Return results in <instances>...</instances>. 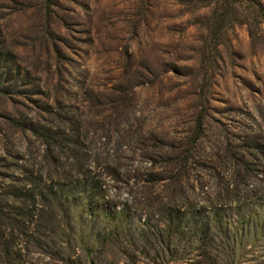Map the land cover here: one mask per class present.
Segmentation results:
<instances>
[{"label": "rangeland", "instance_id": "1", "mask_svg": "<svg viewBox=\"0 0 264 264\" xmlns=\"http://www.w3.org/2000/svg\"><path fill=\"white\" fill-rule=\"evenodd\" d=\"M177 1L0 0V264H208L264 221V0L217 43ZM168 212L209 221L173 257Z\"/></svg>", "mask_w": 264, "mask_h": 264}, {"label": "trees", "instance_id": "2", "mask_svg": "<svg viewBox=\"0 0 264 264\" xmlns=\"http://www.w3.org/2000/svg\"><path fill=\"white\" fill-rule=\"evenodd\" d=\"M236 1L238 0H178L179 4L190 6L194 9V12L199 13L202 10H207L208 13L202 14L200 18L202 19V24L204 26V30L207 31L211 40L220 42L223 38V34L221 33V29L223 27L224 22L228 15H230V11L234 10ZM261 6V5H260ZM264 18V11H259ZM243 24H248L245 21ZM90 190L93 191L95 189V184L90 183ZM264 209V204L262 205ZM120 214H122L120 212ZM170 216L167 225L171 226L165 229L162 235H158V240L162 239V236L166 237V240L163 242H157V247L153 248L156 253H164L167 254L168 257H173L175 253H177V248L181 243V235L185 233V230H189L190 234H192V239L195 244L199 243L204 239L205 235L209 231V221L207 219H202L201 221H194L191 218L187 220V225L184 224V231L178 233V231L172 230L171 224H181V219L177 216H173L170 212H168ZM112 220V219H110ZM184 220V219H183ZM259 221H253L251 217H241L238 221L231 224L230 232L223 234L224 247L226 248V253L223 259H220L219 252L215 255L212 253H208L211 258V261L208 264H242L241 262V251L244 250L245 245L248 243H252L256 236L257 232L261 227L264 226V221L261 222L260 226L257 225ZM219 223V222H217ZM191 224V225H190ZM190 225V227H189ZM166 226V225H165ZM178 227V226H177ZM187 228V229H185ZM118 229L114 227L110 233L104 235L102 241L105 245L114 244L117 240V231ZM107 235V236H106ZM109 235V236H108ZM164 244V245H163ZM159 256V255H157ZM191 263H194L191 262Z\"/></svg>", "mask_w": 264, "mask_h": 264}]
</instances>
